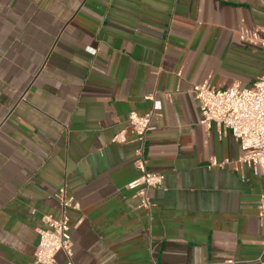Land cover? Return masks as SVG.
Instances as JSON below:
<instances>
[{
	"label": "crops",
	"instance_id": "crops-1",
	"mask_svg": "<svg viewBox=\"0 0 264 264\" xmlns=\"http://www.w3.org/2000/svg\"><path fill=\"white\" fill-rule=\"evenodd\" d=\"M249 30L264 0H0V264L33 260L62 186L73 264H264V173L193 91L254 85ZM131 111H153L144 143ZM142 145L164 174L149 207L128 186Z\"/></svg>",
	"mask_w": 264,
	"mask_h": 264
},
{
	"label": "built area",
	"instance_id": "built-area-1",
	"mask_svg": "<svg viewBox=\"0 0 264 264\" xmlns=\"http://www.w3.org/2000/svg\"><path fill=\"white\" fill-rule=\"evenodd\" d=\"M246 36L264 46V38H260L257 31L249 30ZM193 91L200 104L201 123L206 127L216 124L221 135L232 133L241 144L239 160L251 167L254 174L264 173V72L251 87L234 83L228 88H217L204 80L194 83ZM147 98L154 99V95H147ZM152 116L153 111L143 114L131 111L129 114L130 128L142 143L151 128ZM115 140H125L124 131L118 133ZM143 148V145L137 148L135 159L141 175L128 186L137 188L140 205L149 207L151 201L148 190L162 185L164 174L147 168ZM56 196L63 215L60 218L51 214L43 216L44 224L38 228L39 241L35 256L29 264H57L56 255L61 250L68 256V264H73V240L67 208L72 206L74 199L67 195L65 186L59 189ZM259 209L260 215L264 217V197L259 202Z\"/></svg>",
	"mask_w": 264,
	"mask_h": 264
}]
</instances>
